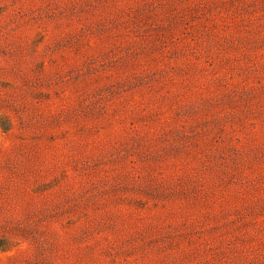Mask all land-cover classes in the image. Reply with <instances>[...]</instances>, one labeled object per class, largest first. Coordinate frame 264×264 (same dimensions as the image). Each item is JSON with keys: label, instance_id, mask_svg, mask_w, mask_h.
<instances>
[{"label": "rangeland", "instance_id": "374dc122", "mask_svg": "<svg viewBox=\"0 0 264 264\" xmlns=\"http://www.w3.org/2000/svg\"><path fill=\"white\" fill-rule=\"evenodd\" d=\"M0 264H264V0H0Z\"/></svg>", "mask_w": 264, "mask_h": 264}]
</instances>
